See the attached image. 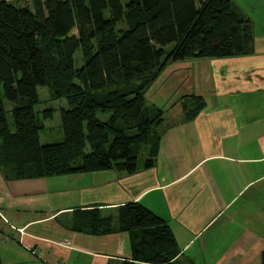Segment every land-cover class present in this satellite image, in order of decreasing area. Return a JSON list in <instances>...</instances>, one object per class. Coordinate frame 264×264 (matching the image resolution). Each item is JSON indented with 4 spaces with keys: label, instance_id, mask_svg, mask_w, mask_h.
Returning a JSON list of instances; mask_svg holds the SVG:
<instances>
[{
    "label": "crops",
    "instance_id": "0c3cea01",
    "mask_svg": "<svg viewBox=\"0 0 264 264\" xmlns=\"http://www.w3.org/2000/svg\"><path fill=\"white\" fill-rule=\"evenodd\" d=\"M232 1L252 46L161 72L145 93L164 113L150 168L23 179L0 169L1 264L130 261L127 233L73 229L84 214L118 222L130 203L169 226L175 264H264V0Z\"/></svg>",
    "mask_w": 264,
    "mask_h": 264
},
{
    "label": "trees",
    "instance_id": "16d2710c",
    "mask_svg": "<svg viewBox=\"0 0 264 264\" xmlns=\"http://www.w3.org/2000/svg\"><path fill=\"white\" fill-rule=\"evenodd\" d=\"M123 1L44 0L46 13L39 17L0 0L1 170L23 179L111 169L132 175L150 168L164 113L147 105L145 93L161 72L185 60L245 55L254 40L252 22L232 0ZM126 11L134 22L107 40ZM94 39L100 40L98 48L75 67V53ZM144 71L151 77L134 90L118 88L117 75L131 84ZM47 85L67 108L58 113L63 141L42 145V119L51 118L53 110L41 119L35 107L38 88ZM118 217L113 223L111 217L84 214L74 218L73 229L90 225L92 234L127 233L131 260L121 264H175L177 245L164 220L139 203L122 206Z\"/></svg>",
    "mask_w": 264,
    "mask_h": 264
},
{
    "label": "rangeland",
    "instance_id": "374dc122",
    "mask_svg": "<svg viewBox=\"0 0 264 264\" xmlns=\"http://www.w3.org/2000/svg\"><path fill=\"white\" fill-rule=\"evenodd\" d=\"M127 0H124L123 3H126ZM8 3L14 6L27 7L32 12H34L39 17H43L46 13L44 0H8ZM106 17H109V14H106ZM134 15L130 12H125V17L122 22L114 25L108 36L107 40H111L117 36H119L123 31H125L131 24L134 22ZM100 44L99 39H94L82 48H80L74 56L75 59V67L79 68L84 61L98 48ZM151 73L149 71H144L138 78L139 81L137 83L126 84L121 79V76L117 75V86L122 92L132 91L136 88L137 84L142 83L145 79H149L151 77ZM38 96H39V104L35 107V111L39 113V117L42 119V113L45 110L52 109L53 114L49 119H42L43 121V129H41L39 133V143L42 145L45 144H53L63 141L64 138V130L61 127V123L59 120V111L61 109L67 108L66 102L64 100H54L52 97V91L49 85L46 87L38 88ZM11 106H6L7 111V126L9 130L13 129V122L11 117ZM99 118L104 120L106 116L103 117L100 115ZM166 119V118H165ZM167 120V119H166ZM146 157V153L144 152L140 156L139 164L142 165L144 159Z\"/></svg>",
    "mask_w": 264,
    "mask_h": 264
},
{
    "label": "built area",
    "instance_id": "2783aa9c",
    "mask_svg": "<svg viewBox=\"0 0 264 264\" xmlns=\"http://www.w3.org/2000/svg\"><path fill=\"white\" fill-rule=\"evenodd\" d=\"M31 253H32V254H35V252H34V251H31ZM61 264H63V263H61Z\"/></svg>",
    "mask_w": 264,
    "mask_h": 264
}]
</instances>
